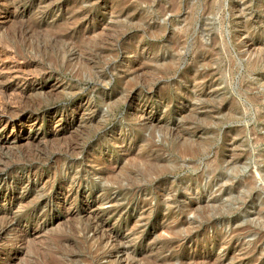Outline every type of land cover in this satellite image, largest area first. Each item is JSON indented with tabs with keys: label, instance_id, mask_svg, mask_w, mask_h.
I'll return each mask as SVG.
<instances>
[{
	"label": "rangeland",
	"instance_id": "374dc122",
	"mask_svg": "<svg viewBox=\"0 0 264 264\" xmlns=\"http://www.w3.org/2000/svg\"><path fill=\"white\" fill-rule=\"evenodd\" d=\"M0 95V264H264V0H0Z\"/></svg>",
	"mask_w": 264,
	"mask_h": 264
},
{
	"label": "bare ground",
	"instance_id": "6f19581e",
	"mask_svg": "<svg viewBox=\"0 0 264 264\" xmlns=\"http://www.w3.org/2000/svg\"><path fill=\"white\" fill-rule=\"evenodd\" d=\"M138 1V0H137ZM148 1V0H147ZM175 2V4H176V2L177 1H174ZM172 8H173V6H172ZM80 12V11H79ZM139 19V18H138ZM118 35V34H117ZM20 41V40H19ZM113 42V41H112ZM12 44V43H11ZM14 44V43H13ZM66 44V43H65ZM17 46V45H16ZM9 54V53H8ZM17 54V53H16ZM18 54H19V52H18ZM17 54V55H18ZM67 54H69V52H67ZM13 56H14V54H13ZM22 56V55H21ZM23 57V56H22ZM21 57V58H22ZM58 60V59H57ZM18 61V60H17ZM84 64V63H83ZM139 66V65H138ZM170 66V65H169ZM88 67V66H87ZM140 67V66H139ZM89 68V67H88ZM3 72V71H2ZM27 74V73H26ZM147 74V73H146ZM154 79V78H153ZM3 91V90H2ZM7 93V92H6ZM5 94V93H4ZM1 96V95H0ZM2 100V99H1ZM17 100V99H16ZM4 105V104H3ZM3 105L1 106V103H0V108L1 109H4L3 108ZM112 106H113V104H112ZM116 106V105H115ZM31 109V108H30ZM2 111V110H1ZM9 110H7V112H8ZM5 112V111H4ZM9 114H10V112H9ZM12 115V114H11ZM2 116V115H1ZM17 116V115H16ZM16 118V117H15ZM3 119V118H2ZM12 120H14V119H12ZM8 124V123H7ZM6 124V125H7ZM187 142V141H186ZM182 146V145H181ZM170 150V149H169ZM210 150V147H204V146H200V145H198V146H193V145H191V144H187V145H185L184 146V148L178 153V149H177V153H178V156H180V157H188L190 160H196L198 157H201V156H204V154H205V152H207V151H209ZM171 153V152H170ZM175 155V154H174ZM178 156H176V157H178ZM219 158V157H218ZM136 159V158H135ZM134 159V160H135ZM241 159V157H234L233 158V164H235V163H238V161ZM131 161V160H130ZM139 161V160H138ZM141 161V160H140ZM155 161H161V158H155L154 160H151V161H149V162H147V164H145V168H144V170H145V172H146V170H147V172H149L150 170H160V165H156L154 162ZM163 161V160H162ZM219 159H218V161H217V164L219 163ZM143 162V161H142ZM135 164V163H134ZM162 168H163V166H162ZM161 168V169H162ZM138 169V168H137ZM164 170H166V168L164 169ZM117 171V170H116ZM139 173V172H138ZM149 174H150V172H149ZM166 174V173H165ZM125 175V174H124ZM139 175H141V174H139ZM145 175V174H144ZM153 175V174H152ZM156 175V174H155ZM161 175H162V173H161ZM164 175V174H163ZM114 176V175H113ZM143 176V175H142ZM151 176V175H150ZM145 177V176H144ZM59 178V177H58ZM127 178H130V177H127ZM105 179V178H104ZM146 180V179H145ZM155 180V179H154ZM199 180H196V182H198ZM75 182V181H74ZM135 181H133V183H134ZM148 182V181H147ZM153 183V182H152ZM66 184V183H65ZM133 185V184H132ZM153 185V184H152ZM155 185V184H154ZM109 186V185H108ZM133 186H135L136 187V185L134 184ZM146 186V185H145ZM119 187V186H118ZM141 188V187H140ZM124 189V188H123ZM128 189V188H127ZM153 189V188H152ZM129 190V189H128ZM134 190V189H133ZM186 191V190H185ZM239 191H241L240 189H239ZM60 192V191H59ZM136 192V191H135ZM181 193H183L182 191H181ZM72 198V197H71ZM11 199V198H10ZM183 199V198H182ZM5 216V215H4ZM9 218V217H8ZM12 223V222H11ZM92 223V222H91ZM104 224V223H103ZM5 225V224H4ZM95 226V225H94ZM100 226V225H99ZM84 227V226H83ZM91 228V227H90ZM85 229V228H84ZM1 230V229H0ZM95 231V230H94ZM101 231V230H100ZM4 232V231H3ZM75 232V231H74ZM101 236V235H100ZM106 237V236H105ZM113 237V236H112ZM264 238V235L262 236V239ZM101 241V240H100ZM115 253V252H114ZM114 256V255H113ZM80 257V256H79ZM89 258V257H88ZM96 259V258H95ZM115 262V261H114Z\"/></svg>",
	"mask_w": 264,
	"mask_h": 264
}]
</instances>
